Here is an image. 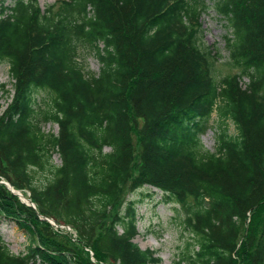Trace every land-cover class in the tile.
<instances>
[{
	"label": "trees",
	"instance_id": "16d2710c",
	"mask_svg": "<svg viewBox=\"0 0 264 264\" xmlns=\"http://www.w3.org/2000/svg\"><path fill=\"white\" fill-rule=\"evenodd\" d=\"M6 1L0 61L12 96L0 115V180L35 208L0 183V218L27 241L13 254L0 237V264H160L133 242L125 191L143 185L180 204L188 238L173 264H264V0H213L238 69L222 77L213 49L199 46L204 0ZM88 50L97 72L85 69ZM212 113L209 151L200 137Z\"/></svg>",
	"mask_w": 264,
	"mask_h": 264
},
{
	"label": "rangeland",
	"instance_id": "374dc122",
	"mask_svg": "<svg viewBox=\"0 0 264 264\" xmlns=\"http://www.w3.org/2000/svg\"><path fill=\"white\" fill-rule=\"evenodd\" d=\"M7 3L10 0L6 1ZM54 0H38L39 6L43 9ZM205 9L199 15L201 33L198 35L199 46L207 52L213 49V56H208L213 62V76H233L238 73V69L228 65L227 51L223 36L225 34L224 22L216 14L213 8V0H204ZM54 9L59 6L54 3ZM217 52L220 54L217 56ZM83 53L85 69L97 72L99 63L91 52ZM247 82L246 78L242 79ZM40 97L44 92L39 93ZM12 96V80L9 75V67L6 61H0V115L5 110ZM220 121V120H219ZM211 127L201 135V145L204 149L214 151L215 133L218 131V120L215 113L210 118ZM230 133H235V127L231 122L227 123ZM45 132L57 133V125L48 123L43 126ZM134 146H137V140L133 139ZM53 164H59L60 159L57 154L52 156ZM38 177L42 173L37 172ZM27 195V192H26ZM125 198L132 200L135 206L137 234L133 241L142 248H150L157 252L161 258L160 264H173L174 258L184 249L188 234L181 225V215L177 211L180 208L175 202L165 201L163 192L155 187L143 185L134 191H125ZM74 236V233H72ZM0 237L5 242L8 250L13 254H18L25 249L27 243L24 232L9 219L0 218Z\"/></svg>",
	"mask_w": 264,
	"mask_h": 264
},
{
	"label": "water",
	"instance_id": "95a60500",
	"mask_svg": "<svg viewBox=\"0 0 264 264\" xmlns=\"http://www.w3.org/2000/svg\"><path fill=\"white\" fill-rule=\"evenodd\" d=\"M27 202L29 203V202H30V200H29V199H27Z\"/></svg>",
	"mask_w": 264,
	"mask_h": 264
}]
</instances>
